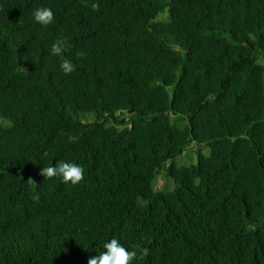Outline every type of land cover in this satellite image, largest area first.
<instances>
[{"label":"trees","instance_id":"trees-1","mask_svg":"<svg viewBox=\"0 0 264 264\" xmlns=\"http://www.w3.org/2000/svg\"><path fill=\"white\" fill-rule=\"evenodd\" d=\"M0 119V264H264V0H0Z\"/></svg>","mask_w":264,"mask_h":264},{"label":"clouds","instance_id":"clouds-1","mask_svg":"<svg viewBox=\"0 0 264 264\" xmlns=\"http://www.w3.org/2000/svg\"><path fill=\"white\" fill-rule=\"evenodd\" d=\"M34 20L41 26H48L54 20V12L51 8L41 6L33 10ZM71 48L66 38L58 37L52 43L50 54L60 59V69L65 74H71L75 71V65L72 60L65 56V52ZM83 53H77L82 56ZM40 175L44 178L60 177L65 184L77 185L84 180V169L82 166L65 161H58L54 166H47L40 169ZM104 251L87 260V264H132L134 259L138 258L137 251H130L123 246L116 238H112L103 244ZM149 249H142L140 257L147 256Z\"/></svg>","mask_w":264,"mask_h":264},{"label":"rangeland","instance_id":"rangeland-1","mask_svg":"<svg viewBox=\"0 0 264 264\" xmlns=\"http://www.w3.org/2000/svg\"><path fill=\"white\" fill-rule=\"evenodd\" d=\"M161 19H163L164 21H167V18L162 16L160 17ZM1 122H3L4 124H8L5 120L0 119ZM172 121L177 124L179 127H183L185 124L184 120L179 119L176 116H172ZM201 151L205 156H209L210 155V148L207 145H203L201 147ZM197 163V154L195 152V150H192V148H190V150H188V154L187 156H179L177 158L176 164L180 167H187L190 166L192 164H196ZM153 187L156 191H160V192H169L172 191L175 188V182L173 179L169 178L166 174L164 175H160L157 176L153 182Z\"/></svg>","mask_w":264,"mask_h":264},{"label":"crops","instance_id":"crops-1","mask_svg":"<svg viewBox=\"0 0 264 264\" xmlns=\"http://www.w3.org/2000/svg\"><path fill=\"white\" fill-rule=\"evenodd\" d=\"M188 150H190V148H187L183 153H182V155L181 156H187V154H188ZM176 161H177V159H176ZM162 175L164 174L165 175V173H161ZM160 174V175H161ZM160 175H158V176H160Z\"/></svg>","mask_w":264,"mask_h":264},{"label":"water","instance_id":"water-1","mask_svg":"<svg viewBox=\"0 0 264 264\" xmlns=\"http://www.w3.org/2000/svg\"><path fill=\"white\" fill-rule=\"evenodd\" d=\"M193 146L195 147V152H196L197 149H198V147H199V145H198L196 142H194V143H193Z\"/></svg>","mask_w":264,"mask_h":264}]
</instances>
